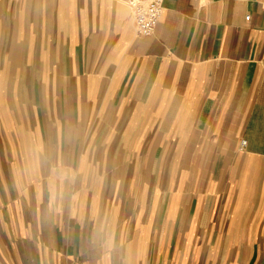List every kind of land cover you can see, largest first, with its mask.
<instances>
[{
  "label": "crops",
  "instance_id": "1",
  "mask_svg": "<svg viewBox=\"0 0 264 264\" xmlns=\"http://www.w3.org/2000/svg\"><path fill=\"white\" fill-rule=\"evenodd\" d=\"M31 1L0 0V264H264V0L144 35L127 0Z\"/></svg>",
  "mask_w": 264,
  "mask_h": 264
},
{
  "label": "built area",
  "instance_id": "2",
  "mask_svg": "<svg viewBox=\"0 0 264 264\" xmlns=\"http://www.w3.org/2000/svg\"><path fill=\"white\" fill-rule=\"evenodd\" d=\"M133 13V20L138 35L151 33L162 14V0H127ZM247 140H240V147H244Z\"/></svg>",
  "mask_w": 264,
  "mask_h": 264
},
{
  "label": "rangeland",
  "instance_id": "3",
  "mask_svg": "<svg viewBox=\"0 0 264 264\" xmlns=\"http://www.w3.org/2000/svg\"><path fill=\"white\" fill-rule=\"evenodd\" d=\"M42 2V9L43 10H46L47 9V2H45L44 0L43 1H41ZM41 2H40V0H38V3H37V5H38V8L40 7V4H41ZM26 5H27V10L29 11L30 10V7L32 8L33 7V4H32V1L31 0H27V2H26ZM27 10H26V13H27ZM33 57H31V58H29V59H27L28 61L26 62V68H28V67H32L31 68V70L33 69V70H36V69H38V63H37V61H38V59L37 58H35L34 59V61H33ZM35 68V69H34ZM32 75L30 74V73H27V89H26V97L29 99L30 97H32V91H31V88H30V83H31V80H32V77H31ZM242 138H245V137H240V139H239V143H238V146H239V148H244V147H240V140L242 139Z\"/></svg>",
  "mask_w": 264,
  "mask_h": 264
}]
</instances>
